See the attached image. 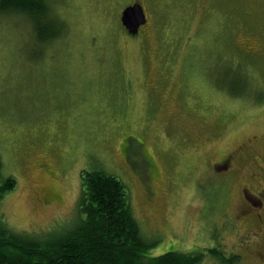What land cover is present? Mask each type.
I'll return each mask as SVG.
<instances>
[{
    "label": "rangeland",
    "instance_id": "obj_1",
    "mask_svg": "<svg viewBox=\"0 0 264 264\" xmlns=\"http://www.w3.org/2000/svg\"><path fill=\"white\" fill-rule=\"evenodd\" d=\"M48 1L62 25L50 42L26 14H0L9 228L67 235L84 219L83 171L103 170L129 190L154 242L148 256L201 252V264H223L207 252L216 248L232 264H264L263 243L250 240L258 226L240 216L264 156V0H142L149 23L137 36L121 21L130 0ZM129 137L156 163L150 199L125 162ZM229 154L230 177L213 167Z\"/></svg>",
    "mask_w": 264,
    "mask_h": 264
},
{
    "label": "trees",
    "instance_id": "obj_2",
    "mask_svg": "<svg viewBox=\"0 0 264 264\" xmlns=\"http://www.w3.org/2000/svg\"><path fill=\"white\" fill-rule=\"evenodd\" d=\"M7 12L26 14L42 43L62 32L48 0H0V14ZM15 185V177L6 176L0 163V202ZM79 205L84 218L79 226L65 236L51 238L12 231L0 210V264H201L204 260L201 252L148 256L154 242L142 235L129 190L103 170L83 171ZM207 252L223 264L237 259L216 248Z\"/></svg>",
    "mask_w": 264,
    "mask_h": 264
},
{
    "label": "flooded vegetation",
    "instance_id": "obj_3",
    "mask_svg": "<svg viewBox=\"0 0 264 264\" xmlns=\"http://www.w3.org/2000/svg\"><path fill=\"white\" fill-rule=\"evenodd\" d=\"M137 2L143 6L142 0H130L129 4L126 7L132 6ZM143 9L145 12L144 6ZM145 14L147 22L145 25L140 27L139 32L141 31V29H144L149 23L148 15L146 12ZM138 34L132 36H137ZM254 48L255 47L251 44L247 45V47H245V50H247L248 53H254ZM121 147L126 164L132 171L137 174L139 180L144 186L147 197L150 199L154 193L153 181L158 174V169L153 157L148 152L145 144L133 137L125 138L122 142ZM234 159L235 155L229 154L228 156H226V158H222L219 162L214 163V170L216 172H225L228 177H230L235 170ZM253 175L254 183L247 184L242 188L241 191L240 216L245 222H250V220H252L256 223L258 228L250 230L254 231L251 233L252 237L254 238H250V240L260 239L264 245V156H262V164H260L258 171L254 172ZM244 236L246 237L243 240L244 242L241 244L242 247H246L244 246V243L247 242L248 237H250L247 236V234H245Z\"/></svg>",
    "mask_w": 264,
    "mask_h": 264
},
{
    "label": "water",
    "instance_id": "obj_4",
    "mask_svg": "<svg viewBox=\"0 0 264 264\" xmlns=\"http://www.w3.org/2000/svg\"><path fill=\"white\" fill-rule=\"evenodd\" d=\"M121 21L130 35H136L141 26L147 22L146 14L140 3L126 7L121 15Z\"/></svg>",
    "mask_w": 264,
    "mask_h": 264
}]
</instances>
